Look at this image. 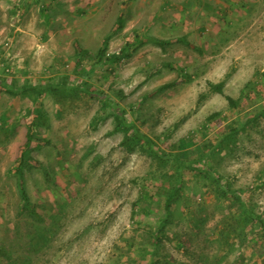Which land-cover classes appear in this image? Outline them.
Returning <instances> with one entry per match:
<instances>
[{"label": "rangeland", "instance_id": "374dc122", "mask_svg": "<svg viewBox=\"0 0 264 264\" xmlns=\"http://www.w3.org/2000/svg\"><path fill=\"white\" fill-rule=\"evenodd\" d=\"M217 178L264 218V0H0V264H264Z\"/></svg>", "mask_w": 264, "mask_h": 264}, {"label": "trees", "instance_id": "16d2710c", "mask_svg": "<svg viewBox=\"0 0 264 264\" xmlns=\"http://www.w3.org/2000/svg\"><path fill=\"white\" fill-rule=\"evenodd\" d=\"M123 22H124L123 18H119L116 30H121L123 28ZM111 37H112L111 35L105 37V39L103 40L102 46L99 49L98 54H97L99 59L105 65H108L110 67H113V66H115L117 64H120L124 60H127L131 56L132 52L137 48V46H139V44H142L141 41L140 42H127L120 51L115 52L113 54H108L107 50H108V46H109ZM182 41L185 42V44H187V45H191L189 43V41L185 40L184 38H182ZM57 85H60V84H57ZM208 85H209V87H210L212 92H216V93H219V94H224V89H223L224 88V84L223 83L214 84L212 82H209ZM168 86H170V85H167L165 87H168ZM51 88H53V87H51ZM32 90L36 91L38 93V97H39V95L41 94V90L42 89L39 88V89H32ZM7 91L10 92L15 97L20 96V94L22 93V91H17V90H7ZM23 92H24V90H23ZM225 97H226L229 105H231V107H236L237 106V102L232 97L227 96V95H225ZM112 112H113L114 117L116 119L117 127H120V126L124 127L126 125L125 124V114H126L125 111L117 108L115 110L113 109ZM215 116H213L212 118H214ZM36 128H37V124H35V123H32L29 126L28 133H27V140H26V143H25V145H24V147H23V149L21 151V155H20V158H19V163H18V166H17V168L15 170L17 175L19 176V189H20V192H21L22 197H23L24 200L27 199V195H26V192H25V189H24V184H23L22 177H23V173H24V168L26 167V165H27V163H28V161L30 159L31 147H32V145H33V143L35 141V136H36ZM131 128H134V136L132 138L127 137L125 139V141H124V144L133 147L134 145H137L138 143H140L141 140L146 139V136L143 135L140 132V130H138L136 128V126H134L133 124L131 125ZM239 129H240V127L239 128L238 127L237 128L236 127L231 128V130H230V132L228 134V137L231 136V135H234L235 133H237L239 131ZM147 140L149 141V139H147ZM148 141H147V143L150 144L151 142L150 141L148 142ZM182 141L183 142L181 144V147H184V146L188 145V142L186 140H182ZM153 153H154V155L156 157H161L163 159H167L169 157L172 158L174 160V162L176 163V165L178 166L179 172L182 171L183 167H187V168L193 169L191 163L185 162L183 159H181L180 156L161 155L156 150H153ZM184 154L185 153H183L182 155H184ZM215 182L220 187V189L222 190V192H223V194L225 196L228 195V193H231V195L234 196V198L237 201L241 200V196L237 192H233L232 190L227 189L225 186H223L221 184L222 181H221L220 178L215 179ZM175 195H176V191H173V193H171L169 195L168 200L166 201V204H165L166 208H167V211H168L170 203L173 200ZM240 207H241V212L246 217V220L248 219V220H251V221L260 222V223H262V225L264 227V218L262 216L256 214L254 210H251L249 208V206L245 202H243L242 200L240 201ZM166 222H167V219L165 218L161 222V225H164Z\"/></svg>", "mask_w": 264, "mask_h": 264}]
</instances>
